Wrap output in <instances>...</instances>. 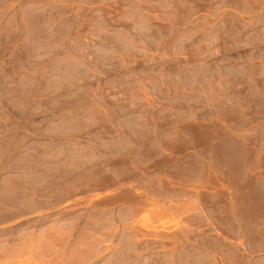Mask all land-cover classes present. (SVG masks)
<instances>
[{"label": "rangeland", "instance_id": "1", "mask_svg": "<svg viewBox=\"0 0 264 264\" xmlns=\"http://www.w3.org/2000/svg\"><path fill=\"white\" fill-rule=\"evenodd\" d=\"M0 264H264V0H0Z\"/></svg>", "mask_w": 264, "mask_h": 264}]
</instances>
